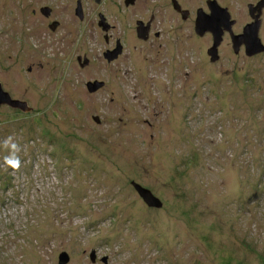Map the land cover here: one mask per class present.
Masks as SVG:
<instances>
[{
  "label": "rangeland",
  "instance_id": "rangeland-1",
  "mask_svg": "<svg viewBox=\"0 0 264 264\" xmlns=\"http://www.w3.org/2000/svg\"><path fill=\"white\" fill-rule=\"evenodd\" d=\"M134 1L0 0V84L29 107L0 105V264H264V54L225 33L212 63L194 31L215 1L241 34L253 0H176L186 19ZM99 16L122 45L110 64Z\"/></svg>",
  "mask_w": 264,
  "mask_h": 264
},
{
  "label": "water",
  "instance_id": "water-1",
  "mask_svg": "<svg viewBox=\"0 0 264 264\" xmlns=\"http://www.w3.org/2000/svg\"><path fill=\"white\" fill-rule=\"evenodd\" d=\"M96 3H99V0H95ZM126 5H133L134 0H125ZM172 5L175 11L181 14L183 19H186L188 12L181 11L176 0H172ZM207 10L209 14H205L203 11L198 10L196 12V18L194 22V31L195 34L198 36H203L205 33H209L213 39V45L208 50L207 55L210 58V61L213 63L218 60L217 49L222 41V36L227 33L231 39L232 50L235 54L238 53V50L241 46L245 51V55L247 57L257 55L264 52V47L261 45L260 40L258 38V29H259V22L255 18L254 21L244 26L242 29V33L239 35H233L231 28L234 24V21L230 19V15L226 8L219 7L215 1H207ZM43 16H48L50 14V9L45 7L40 10ZM76 16L81 20V8L80 4L78 3V7L76 9ZM136 28V37L139 40L145 41L148 34L149 23H147L146 27H143V22H137ZM98 26L102 28L103 31H107L109 26L108 24L104 23V18L99 16ZM56 27V26H55ZM55 27L51 29L54 30ZM117 48L112 52H108L104 54V58L111 61L115 59L118 55L122 52V47L117 43ZM87 60H84L82 66L87 64ZM103 83H98L96 81L86 83V88L90 91H96L97 89L101 88ZM0 105L7 106L11 109L20 110L22 112H27L29 110L27 104L22 101L13 100L9 96L7 92L2 89L0 84ZM96 119V118H95ZM97 120V119H96ZM136 191L139 193L145 204L147 206H160V202L153 198L149 191L145 188H142L138 185L135 186ZM93 258V254L91 255ZM67 263V256L63 253L60 256V263L65 264Z\"/></svg>",
  "mask_w": 264,
  "mask_h": 264
},
{
  "label": "flooded vegetation",
  "instance_id": "flooded-vegetation-1",
  "mask_svg": "<svg viewBox=\"0 0 264 264\" xmlns=\"http://www.w3.org/2000/svg\"><path fill=\"white\" fill-rule=\"evenodd\" d=\"M95 1V0H94ZM135 2V1H134ZM45 7H47V6H43V7H41V8H39V11L42 9V8H45ZM47 8H49V7H47ZM80 8H81V12H82V7L80 6ZM246 13H247V16H248V21H247V23H246V25L245 26H247V25H249V24H251L253 21H254V19L256 18L257 19V21L259 22V29H258V38H259V35H260V33H261V30L263 29V26H264V0H253V1H251V2H249V3H247L246 4ZM50 9V8H49ZM41 12V11H40ZM32 14H35V10L32 12ZM50 16L48 17V18H50L51 16H52V10L50 9V14H49ZM154 18V17H153ZM82 19H83V13H82ZM81 19V20H82ZM147 23H149V28H148V34H147V38H146V40L145 41H147L148 40V38H149V36H150V34H151V26H152V23L151 22H147ZM147 23H143L144 25H143V27H146V25H147ZM97 26H98V23H97ZM109 26V25H108ZM58 27H61V25L60 24H58L57 25V27L55 28V30H52V29H50V31L52 32V33H54V32H56V30L58 29ZM98 28L103 32V40H104V43H105V49L100 53L101 54V57H96V59L95 60H97L98 62H101V63H106V64H110V63H113V62H115V61H118L119 60V58L121 57V55H122V52H121V54L120 55H118L115 59H113V60H111V61H109V60H107L106 58H104V54H106V53H108V52H112L113 50H115L116 49V46H117V43L122 47V45H121V43H120V40H118V39H115L109 32L111 31V26L108 28V30L107 31H103L102 30V28L101 27H99L98 26ZM136 34V33H135ZM155 34H157V35H155ZM154 35H155V37H159V33H155ZM205 34H209V33H205ZM210 35V34H209ZM137 36V35H136ZM211 36V35H210ZM260 40V39H259ZM261 42V41H260ZM221 44V43H220ZM220 46V45H219ZM241 50H242V52H243V47L241 48ZM217 51H218V49H217ZM239 53V52H238ZM244 53V52H243ZM245 54V53H244ZM262 55L264 54V52L263 53H261ZM258 55V54H257ZM260 55V54H259ZM256 56V55H255ZM101 58V59H100ZM87 60L88 62H87V64L85 65V66H82V64L84 63V60ZM75 61H76V63H77V65H79L81 68H85V67H87L88 65H89V63H90V61L87 59V57L84 55L83 56V54L82 55H77L76 56V59H75ZM104 63V64H105ZM30 70V69H29ZM94 81H96V82H98V83H101V82H99L98 80H96V79H92L91 81H88L87 83H89V82H94ZM103 85H105V83L103 82ZM6 92V91H5ZM8 93V92H7ZM9 94V93H8ZM9 96L11 97V99H13V100H18V101H21V100H19V99H14V98H12V96L9 94ZM23 102V101H22ZM28 106V105H27ZM29 108V107H28Z\"/></svg>",
  "mask_w": 264,
  "mask_h": 264
},
{
  "label": "clouds",
  "instance_id": "clouds-1",
  "mask_svg": "<svg viewBox=\"0 0 264 264\" xmlns=\"http://www.w3.org/2000/svg\"><path fill=\"white\" fill-rule=\"evenodd\" d=\"M3 147L10 150L9 157L5 158L6 166L12 170H17L20 167L21 161L18 156L19 148L15 143H12V137H8Z\"/></svg>",
  "mask_w": 264,
  "mask_h": 264
}]
</instances>
